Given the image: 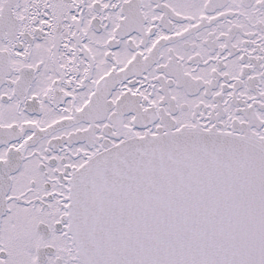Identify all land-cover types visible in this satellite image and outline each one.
I'll use <instances>...</instances> for the list:
<instances>
[{
  "label": "snow or ice",
  "instance_id": "obj_1",
  "mask_svg": "<svg viewBox=\"0 0 264 264\" xmlns=\"http://www.w3.org/2000/svg\"><path fill=\"white\" fill-rule=\"evenodd\" d=\"M0 264H264V0H0Z\"/></svg>",
  "mask_w": 264,
  "mask_h": 264
}]
</instances>
